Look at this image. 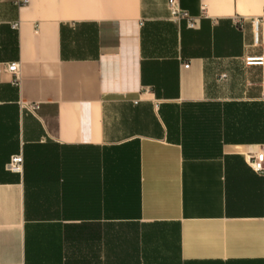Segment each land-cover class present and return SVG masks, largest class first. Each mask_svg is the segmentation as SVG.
<instances>
[{"label": "crops", "instance_id": "0c3cea01", "mask_svg": "<svg viewBox=\"0 0 264 264\" xmlns=\"http://www.w3.org/2000/svg\"><path fill=\"white\" fill-rule=\"evenodd\" d=\"M167 1L0 0V264H264V0Z\"/></svg>", "mask_w": 264, "mask_h": 264}, {"label": "built area", "instance_id": "2783aa9c", "mask_svg": "<svg viewBox=\"0 0 264 264\" xmlns=\"http://www.w3.org/2000/svg\"><path fill=\"white\" fill-rule=\"evenodd\" d=\"M25 3L28 2V0H23ZM167 6L170 11L171 17L175 20L180 19L182 16H187L186 12H184L180 8L179 0H168L167 1ZM190 26L195 25V20L190 18L189 21ZM247 62L249 64H263L264 59L263 57H249L247 59ZM184 67H189L188 62L183 63ZM7 69L13 73L16 77L18 78L19 74V64L17 62H11L7 65ZM25 106L28 107L29 110L35 111L36 109L39 108V103H25ZM253 167L256 168L257 170H264V153H260L257 155L256 160L252 163ZM24 166V157L23 154H15L11 157L10 161L7 163V168L8 170L12 172H17L21 173L23 170Z\"/></svg>", "mask_w": 264, "mask_h": 264}]
</instances>
